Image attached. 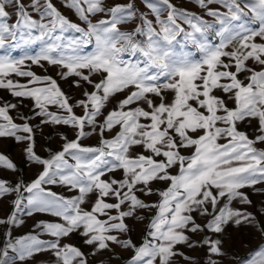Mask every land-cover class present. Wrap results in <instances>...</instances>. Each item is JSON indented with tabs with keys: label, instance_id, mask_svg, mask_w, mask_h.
<instances>
[{
	"label": "snow or ice",
	"instance_id": "snow-or-ice-1",
	"mask_svg": "<svg viewBox=\"0 0 264 264\" xmlns=\"http://www.w3.org/2000/svg\"><path fill=\"white\" fill-rule=\"evenodd\" d=\"M190 2L201 14L172 0H141L147 11L135 0H61V8L54 0H0V50H7L0 54V89L19 98L0 99V138L23 143L26 159L42 168L29 184L0 179V199L14 196L13 211L0 218V264H34L41 253H50L54 264H89L85 252L66 242L73 234L92 256L105 250L115 255L113 246L131 252L126 264H178L177 257L196 264L180 247L204 245L207 264H220L214 257L225 255L222 239L205 234L198 245L189 234H220L232 224L264 236L255 214L231 206L253 205L245 189L264 194V148L257 147L264 145V0ZM125 25L131 27L122 30ZM37 43L36 54L11 56ZM26 61L58 67L62 80L75 77L71 84L83 98L73 101L56 79L37 75ZM23 100L33 102L31 115L21 114L17 124L9 113ZM37 118L71 128L75 139L61 135L62 150L42 158L31 123ZM245 123L251 137L241 130ZM93 134L98 145L84 146ZM0 169L17 171L3 154ZM45 185L78 194L66 198ZM137 193L159 199L146 202ZM25 210L62 221L35 224L51 240L13 237ZM141 210L154 214L137 245L127 238L125 221H142ZM259 215L264 218V207ZM240 264H264V246Z\"/></svg>",
	"mask_w": 264,
	"mask_h": 264
},
{
	"label": "rangeland",
	"instance_id": "rangeland-1",
	"mask_svg": "<svg viewBox=\"0 0 264 264\" xmlns=\"http://www.w3.org/2000/svg\"><path fill=\"white\" fill-rule=\"evenodd\" d=\"M127 2L128 0H107V3L109 4ZM135 2L137 7L141 11H147L141 3V0H135ZM172 2L177 4L180 8L188 9L189 11L201 14V9L191 3L190 0H172ZM54 3L58 8H61V0H54ZM213 7L217 6L214 5ZM61 10L64 11V14L71 15L68 11L64 9ZM33 15L35 16V13H33ZM205 19L210 18L205 17ZM250 26L256 27L255 24H251ZM129 27H131V25L122 26V30H126ZM215 42L216 41H214V43ZM40 47L41 45L39 43L34 45H25L20 48L13 49L11 51V56L15 58H20L23 57L25 54L34 55L39 52ZM91 50L92 47L89 46L83 51L86 53L90 52ZM188 50L191 51L190 48ZM4 51L7 50H0V54H3ZM42 63L44 64L43 68L36 65H31V61H26V64L30 67V70L35 72L37 75H40L42 77L52 76L54 79H56L61 89L67 95H70L73 101H75L76 99L83 98L81 96V90L75 88L71 84V81L76 79L75 77H70L69 80H62L58 75L61 69H59L58 67L50 66L46 62ZM13 78L19 81L20 83H27L28 81V78L26 77ZM241 79H243V76H241ZM216 94L221 96L223 95V93L219 91H217ZM0 99H2L3 101H11L13 103H16L19 98H14L8 93L7 90L0 89ZM32 103L33 102L31 100H23V102L19 105L18 110L10 111L9 114L13 117L14 122H16L17 124L22 123V121L19 119V116L21 114L31 115L30 109ZM233 106L234 105L232 104V102H229V107ZM112 107H114V105L110 104L108 108L105 109V112L111 110ZM49 110L57 111L54 106H50ZM74 111L77 115H82L81 109H75ZM31 123L34 127L35 151L42 158H48L50 154H54L55 152L62 150L65 141L61 139V135L67 136L69 140L75 139L74 131L67 126H52L39 124V118L31 121ZM241 130L248 132L250 137L253 134L252 128L247 123L241 125ZM106 138H111V134H107ZM98 142L99 137L96 134L87 136L81 141L84 146H97ZM24 147L25 145L23 143H17L12 137L0 138V154H3L8 157L16 165L17 168L16 172L0 169V179H5L13 184L20 182L24 184H29L37 178L40 171H42V168L39 165L31 164L26 159L25 152L23 151ZM257 147L264 148V145H257ZM137 151L140 150L137 149ZM185 154L190 153L185 152ZM115 178L122 179V172L115 173ZM164 187L165 185L163 183L154 184V188ZM257 187L260 186L258 185ZM45 188L46 190L56 192L58 195H63L66 198H71L78 194L76 192L69 191L67 188L60 185H45ZM245 191L248 192L249 198L253 201V205H242L236 201H233L231 206L235 209H247V211L252 212L257 216V219L261 221V226H264V218L259 215V210L264 207V194L254 193L249 189H245ZM137 195L146 202H156L159 199V197L155 195L151 197H144L140 193H137ZM92 198L94 199V197ZM13 199L14 196L12 195H9L4 199H0V218L6 217L13 211ZM88 210H90V208H88ZM26 211L27 210L19 214L18 219L22 220L23 223L20 224L19 227L12 229L13 237L20 238L25 235L31 234L37 235L39 239L45 241L51 240L52 237L48 235L39 234V229L35 228V224L40 221H62H60L57 217H53L49 214L44 213H36L32 216H28L26 214ZM138 214L144 217L142 221H137L132 218H128L125 221L130 228V232L127 234V238H130L137 245L141 243L142 238L146 234V226L154 213L141 210ZM197 223L203 225L205 223V220L198 218ZM4 232L5 229L3 227H0V243H2L5 239ZM205 234L210 236L212 239H222V250L224 251L225 255L223 257H214L215 259H218L220 261V264H240L241 261H246L254 250H258L260 247L264 246V236H261L260 232H258L255 227H252L250 225H243L237 228L234 225L229 224L225 226L224 232L220 234L200 233L199 235H189L191 236L192 240L199 245L200 242L203 240ZM121 238L124 239L125 237L122 236ZM66 242L74 244L83 252H85V254L88 255L89 264H126V260L132 255V253L127 250H123L119 247L113 246L115 255H112L105 250L102 253H98L96 256H92L90 255L91 249L83 244L82 238L77 234H73L71 240ZM180 250L183 251L186 255L192 257L196 261V264H207L208 262L209 253L206 245L199 246L194 249H189L181 246ZM176 259L178 261V264H187L186 261L180 259L179 257H177ZM34 264H54V258L50 253H41L35 257Z\"/></svg>",
	"mask_w": 264,
	"mask_h": 264
}]
</instances>
